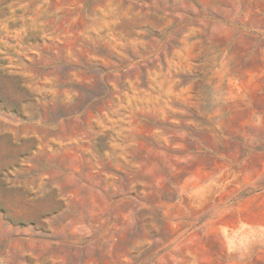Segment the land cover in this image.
I'll list each match as a JSON object with an SVG mask.
<instances>
[{
	"label": "rangeland",
	"instance_id": "obj_1",
	"mask_svg": "<svg viewBox=\"0 0 264 264\" xmlns=\"http://www.w3.org/2000/svg\"><path fill=\"white\" fill-rule=\"evenodd\" d=\"M0 264H264V0H0Z\"/></svg>",
	"mask_w": 264,
	"mask_h": 264
}]
</instances>
